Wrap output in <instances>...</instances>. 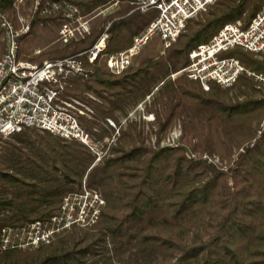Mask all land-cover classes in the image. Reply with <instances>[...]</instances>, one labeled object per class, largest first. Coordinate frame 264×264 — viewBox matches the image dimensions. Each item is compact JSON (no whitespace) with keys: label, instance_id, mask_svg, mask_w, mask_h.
I'll return each instance as SVG.
<instances>
[{"label":"trees","instance_id":"1","mask_svg":"<svg viewBox=\"0 0 264 264\" xmlns=\"http://www.w3.org/2000/svg\"><path fill=\"white\" fill-rule=\"evenodd\" d=\"M49 1L73 6L82 16L116 1L118 8L106 20V54L129 47L157 15L156 9H136L135 0ZM261 6L262 0H218L167 48L140 55L120 74L107 73L100 58L93 63L82 58L86 75L72 79L65 93L79 99L94 94L100 101L87 102L95 118L118 124L117 111L150 95L145 110L154 116L150 134L155 145L131 121L120 126L114 156L88 170L93 157L77 141L33 128L11 135L0 151V231L49 219L65 194L81 187L85 175L105 204L94 224L74 227L33 250H0V264H264L262 92L246 74L231 95L216 83L204 90L178 73L195 47L228 22L240 19L247 26ZM60 12L33 13L30 32L40 23L56 21ZM0 13L16 23L13 0H0ZM103 30L98 26L89 37L50 48L35 60L82 53ZM224 55L264 72V62L242 48ZM79 120L87 130L95 125ZM176 122L182 126L179 144L160 147ZM27 133L34 137L32 148L19 143ZM215 155L228 162L227 170L214 161Z\"/></svg>","mask_w":264,"mask_h":264},{"label":"built area","instance_id":"2","mask_svg":"<svg viewBox=\"0 0 264 264\" xmlns=\"http://www.w3.org/2000/svg\"><path fill=\"white\" fill-rule=\"evenodd\" d=\"M218 0H135L136 9L142 13L154 8L156 17L140 33L133 37L132 44L116 52L104 53L110 25L108 22L99 38L82 53L63 58L36 62L21 57V37L30 30V25L20 17V27L0 13V32L4 40V50L0 55V142L13 134L33 128L50 132L67 141L75 140L84 146L93 156L94 164L105 155L100 148L116 143L120 135V126L132 121V113L127 114L119 124L111 118H105L101 126L87 130L79 119H95L93 108L65 93L75 77L86 75L82 58L93 63L103 58L107 73L120 74L131 66L151 37L157 35L161 41V50L167 48L185 30L189 21L206 11ZM117 2H113L114 5ZM108 7L101 9L98 15ZM60 12V26L57 40L62 44L85 38L91 34L90 16H82L73 6L61 7L57 2L35 0L34 13L42 15ZM239 47L255 55L264 53V0L261 9L247 26L240 19L228 22L206 43L200 44L189 53V63L178 73L196 80L204 90L210 83L222 88H231L238 78L249 75L264 88V72L250 70L234 56L224 53L230 48ZM40 52V51H39ZM174 74L172 75V77ZM91 99L98 101L91 94ZM264 99V91L262 93ZM150 101L147 96L138 105L143 108ZM154 120L152 113L143 116ZM263 126V123L261 124ZM104 129L102 135L98 132ZM109 132L104 133V131ZM181 130L174 127L168 143H175ZM97 135V137H95ZM2 148H0V151ZM214 161L217 159L213 156ZM86 178V176H85ZM79 192L65 194L56 212L47 220H36L21 227H4L0 231L2 250L17 247H35L48 243L55 235L70 227L88 226L97 222L105 204L103 196L89 187L85 179ZM80 187V188H81Z\"/></svg>","mask_w":264,"mask_h":264},{"label":"rangeland","instance_id":"3","mask_svg":"<svg viewBox=\"0 0 264 264\" xmlns=\"http://www.w3.org/2000/svg\"><path fill=\"white\" fill-rule=\"evenodd\" d=\"M34 4H35V0H13V7H14V10H15L16 23L12 19H10V20L12 21V23L14 24V26L16 28L20 27V24H21L20 17L24 18L26 20V22H28V24L30 25V23L32 22V19H33ZM215 5H216V3L214 5H212V6H210L206 11L200 13L195 18H193L191 21H189L187 26H186V28H185V30L183 32H185L188 27L194 26L195 21L198 20L203 15L207 14ZM116 8H118V3L109 6L103 13H101L99 15H98V12L101 9L98 10L97 12H94L93 14L89 15L90 17H92V19H91L92 30L98 29V26L100 28H104V26L109 22V21H106L109 12H111L112 10H115ZM151 9H154V8H151ZM15 24H18V26H16ZM59 26H60V17H58L56 19V21H47L45 23H40V24L36 25L32 29L31 32L29 30V32L24 35V37L22 38L21 43H20L21 57H23L25 59H31V60H34L36 62H40V61L35 60V58L41 52L47 51L50 48L56 47L58 45H64V44H62L61 42H59L57 40ZM89 36H87V37H89ZM0 42L2 44V50L0 51V55H1L3 53V50H4V40H3L1 32H0ZM160 50H161V41L159 39V36L155 35V36L151 37L149 42L143 47V49L139 52V54L133 59L132 64H134L136 62L137 58L140 55L141 56L153 55V54L158 53ZM255 56H256V58L258 60L264 62V53L261 54V55H255ZM100 59H101L102 65L105 67V63L103 61V58H100ZM105 69H106V67H105ZM106 72H107V70H106ZM254 81L256 82L255 89H257V90H259L260 92L263 93L264 88L262 86H260L259 83L256 80H254ZM229 92H230L231 95L235 94L237 92V90L235 88V85L232 86L231 88H229ZM87 94L88 93H86L85 94V98L81 99V100L88 104L87 101L88 100H93V99H91ZM89 94H91L94 98H96L98 101H100V99L98 97H96L94 94H92V93H89ZM93 101H96V100H93ZM98 101H96V102H98ZM140 102H141V100H140ZM140 102L138 104H136V106H133V107L129 106L123 112L122 111H117L116 112V116H117L118 120L120 122H122L123 119L125 117H127V114L132 113V121H136L138 123L139 127L141 129H143L144 134L147 136V140L150 139L149 136L151 135V144L154 146L155 145V141H154L155 137L152 136V134H150V129L154 128V127L151 126L152 125L151 123H153L154 120H147V119H145L143 117L148 112H146V110H145L146 104L144 105L143 108L138 106L140 104ZM91 122L95 123V125H92L95 128V127L101 126V122H103V119L102 118L98 119L96 117ZM130 122L131 121H129L128 123H130ZM128 123H125L126 125H124V127L127 126ZM178 126H179V128L181 130V133L178 136V139L174 140L175 143H173V144H167L168 141H169L168 140V136H169V138H171L170 136H172V135H170L171 131L173 130L174 127H178ZM104 129H107V128L103 127L102 130L100 132H98L99 135H102V133H103L102 131ZM107 132H109V130H107ZM38 133L43 134L41 131L38 132ZM181 134H182L181 123L180 122H176L170 128V130L167 132V134L159 141V146L160 147H165V146H175V145L179 144ZM10 137H8V138H6V139H4V140H2L0 142V148H6V146L8 145L6 141L8 139H10ZM95 137H97V135ZM33 138L34 137H33V135L31 133H27L26 136L22 137V140L19 141V143H21V144H23L25 146H29V148H32V147L35 146V144L33 143ZM72 141H75V140H72ZM146 142L148 143V141H146ZM115 144L116 143H114V144L110 143L109 148L108 147L100 148V149L103 150V152H104L103 155H105V156L102 157V159L100 161L96 162L94 164V166L98 165L105 158L114 156L115 153L113 152V150H114L113 147L115 146ZM83 148H84V150L86 152H88L87 149L84 146H83ZM215 156L217 157V159H215V162L217 164H219V165H223V168H225V170H227V168H228V164L227 163L228 162L226 160H223L221 162L219 157L217 155H215ZM93 161H94V159H93ZM93 161H92V163H93ZM92 163L90 164V166L92 165ZM85 176H84L83 180L85 179V182H86ZM83 180H82V182H83ZM228 181H229L230 184H232V179L229 178ZM86 184H87V182H86ZM91 188L95 189L94 187H91ZM81 189H82V187L79 188V189L73 190V191H69L68 193H70V192H79ZM95 190H97V189H95ZM97 191L105 199L104 195L99 190H97ZM12 227H16L17 228V227H21V226H12ZM74 227H70L69 229H66V230L62 231L61 233L55 235L48 243H50L54 239L58 238L59 236L65 234L67 231L72 230ZM37 247L38 246H35V247H20V248L17 247V249L28 250L29 251V250H33V249H35ZM0 250H2V249L0 248ZM149 254H150L149 255L150 258H152L154 256L153 253H149Z\"/></svg>","mask_w":264,"mask_h":264}]
</instances>
